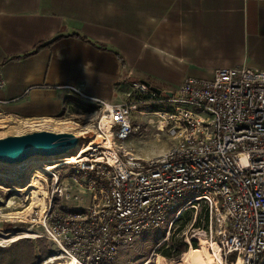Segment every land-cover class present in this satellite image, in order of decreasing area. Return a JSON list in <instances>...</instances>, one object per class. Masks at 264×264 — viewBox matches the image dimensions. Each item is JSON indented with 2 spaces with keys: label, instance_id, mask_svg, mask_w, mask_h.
<instances>
[{
  "label": "built area",
  "instance_id": "2783aa9c",
  "mask_svg": "<svg viewBox=\"0 0 264 264\" xmlns=\"http://www.w3.org/2000/svg\"><path fill=\"white\" fill-rule=\"evenodd\" d=\"M94 101L95 130L111 136L110 147L87 141L76 162H59L71 166L72 177L59 185L54 178L51 198L76 205L43 211L39 237L78 264H109L120 247L167 224L170 213L169 225L182 208L203 202L221 259L264 264V70L220 68L209 79L187 77L171 96L135 82L122 103ZM133 133L155 140L164 133L171 144L142 160L122 148ZM190 192L195 195L182 205Z\"/></svg>",
  "mask_w": 264,
  "mask_h": 264
},
{
  "label": "crops",
  "instance_id": "0c3cea01",
  "mask_svg": "<svg viewBox=\"0 0 264 264\" xmlns=\"http://www.w3.org/2000/svg\"><path fill=\"white\" fill-rule=\"evenodd\" d=\"M238 67L264 70V0H0V121L12 125L91 137L96 99ZM122 148L163 153L139 156L142 139Z\"/></svg>",
  "mask_w": 264,
  "mask_h": 264
},
{
  "label": "rangeland",
  "instance_id": "374dc122",
  "mask_svg": "<svg viewBox=\"0 0 264 264\" xmlns=\"http://www.w3.org/2000/svg\"><path fill=\"white\" fill-rule=\"evenodd\" d=\"M93 108L94 107H92V110ZM134 119H136L135 116ZM92 123H94V121H92ZM37 130H58L55 133L65 131L50 126H17L12 125L6 120L0 121V140L7 137L24 135L29 132H36ZM83 137L85 140H83V138L79 140L81 141L78 146L79 150L88 145L87 139L89 137H87V135ZM137 139H142V150H139V154L137 153L139 156L151 155L159 148H161V152H164L171 144L164 133L159 136L158 140H155L151 134L141 136L140 133H133L127 141H137ZM62 159L63 157H56L53 159L54 165H51L52 169L49 173L44 171L48 164L40 162L50 159L42 158L39 161H32L33 164L27 169L24 177L25 179L19 177L16 180L17 182L7 179V177L10 176H19L16 173L17 171L13 169H1L0 167V249H11L15 242L17 244L16 249L21 250L22 248L24 249V246H29L28 251H30V248L34 261L28 264H66V262L70 260L69 258H65V255L55 243L44 237H39V235L41 236L43 234V229L40 224L43 220L42 213L44 214L48 208L58 213L63 207L74 208L76 205V201H65V199L57 196L51 198L50 195V191L54 185V178H58L57 184L59 185L61 181L65 182L63 181L64 179H66V182L67 180L70 182L69 178L72 177V172L70 170L71 166H57ZM142 160H148V158H142ZM54 175L56 177H54ZM41 190L44 191L45 194L37 196L38 193L40 194ZM77 191V188L72 190L71 194L73 197L76 196L75 194ZM194 195V192L186 193L181 204L184 205L187 200ZM36 196L39 199L41 198L42 207H39L38 202L36 203V201H38ZM191 208H194L192 212L194 219L191 222L187 219H182L180 223L173 228L172 224L169 225V222L173 218L174 213H170L167 224L158 229H151L138 235L128 247H120L118 255L111 263L158 264V257L163 258L167 262L181 260L184 253L178 260H169L154 252L156 248L160 249L165 246L163 242H168L169 236L172 235L174 230L179 226H182L183 230L180 234L176 233L175 238L180 239L183 236L185 243L189 245L187 251L191 248L192 240L197 242V249L200 248V240L208 242V245L213 244L210 242V236L207 231L206 210L203 202H195V205L191 204L182 208L181 212H189ZM143 236L146 238L144 241L142 240ZM208 247L210 250L211 247ZM232 258L228 257L222 260L220 264H234L235 257ZM215 264H217L216 261Z\"/></svg>",
  "mask_w": 264,
  "mask_h": 264
},
{
  "label": "bare ground",
  "instance_id": "6f19581e",
  "mask_svg": "<svg viewBox=\"0 0 264 264\" xmlns=\"http://www.w3.org/2000/svg\"><path fill=\"white\" fill-rule=\"evenodd\" d=\"M100 124H101V129L107 130L109 127L108 122L105 119H102ZM41 131H45V130H41ZM83 131H84V129H83ZM83 131L79 130L78 134L80 136L83 135L86 137V135L83 134ZM58 133L67 134L68 136L75 139L76 150H66L62 153L51 155V156L36 155L34 157H30L24 161L17 162L14 164L1 163L0 162L1 163L0 164L1 169H13V170L17 171L16 173L19 175V176H10V177H7V179L16 181L19 177L24 178L26 175L27 169L29 168V166L31 164H33L32 161H39L42 158L50 159V160H42V162H40V163L48 164V166H46L45 170L43 169L46 173H49L50 170L52 169L51 165H54L53 159L56 157H66L67 159H69V161L76 162L77 160L75 159V155L79 151L78 144H79V140L82 138V136L77 137L76 135H74L72 133H65V132H58ZM87 141H89V143H90L89 145H100V146L104 147L105 149H109V147H110L109 145L112 142V139L108 133H105V135H102L98 131H94L92 136L90 138H88ZM79 157H82V156H79ZM53 167H55V166H53ZM44 194H45V192L41 190L40 194L38 193L37 196L38 195L42 196ZM37 196H36V198H37ZM37 200L38 201H36V203L38 202L39 207H42L41 198L40 199L37 198ZM208 246L211 247L210 250L208 249L209 248ZM215 261L217 262V264H220L222 262V259L220 257L219 247L215 243L208 245V242H206L204 240H200V248L199 249H193L191 247L186 253L183 254V257L181 258V260H178L175 262H173V261L167 262L163 258L158 257V264H215ZM66 264H78V263L74 259H70V260H68V262H66ZM235 264H241V263H240V261H237Z\"/></svg>",
  "mask_w": 264,
  "mask_h": 264
},
{
  "label": "water",
  "instance_id": "95a60500",
  "mask_svg": "<svg viewBox=\"0 0 264 264\" xmlns=\"http://www.w3.org/2000/svg\"><path fill=\"white\" fill-rule=\"evenodd\" d=\"M142 83L157 95L161 94V90L150 87L147 82ZM167 95L171 96V93ZM75 145V139L67 134L48 131L7 137L0 140V162L14 164L36 155L51 156L70 150Z\"/></svg>",
  "mask_w": 264,
  "mask_h": 264
},
{
  "label": "trees",
  "instance_id": "16d2710c",
  "mask_svg": "<svg viewBox=\"0 0 264 264\" xmlns=\"http://www.w3.org/2000/svg\"><path fill=\"white\" fill-rule=\"evenodd\" d=\"M41 46H38L39 48ZM36 48V49H37ZM192 205H195L193 203ZM193 209L191 208L188 212H181L176 220L173 221L172 226L173 228L176 227L182 219H187L188 221H192L194 219L193 217ZM194 226V225H193ZM183 230L182 226H179L177 229L174 230L173 234L169 236L168 242L165 241V246L160 249L156 248L154 252L157 254H160L162 257L169 259V260H178L183 253H185L188 249V243H185L183 236L180 239L175 238V234H180ZM146 238L143 236L142 240L144 241ZM18 242V241H17ZM162 243V244H163ZM161 244V245H162ZM13 247L8 250H1L0 249V264H28L30 262L34 261V257L30 251H28L29 246H24V249H16V242L12 245ZM160 247V246H159ZM191 247L194 249H197V242L195 240L191 241ZM44 253V251H43ZM231 258H234V255L230 256ZM232 258V259H233ZM115 264V263H110Z\"/></svg>",
  "mask_w": 264,
  "mask_h": 264
}]
</instances>
